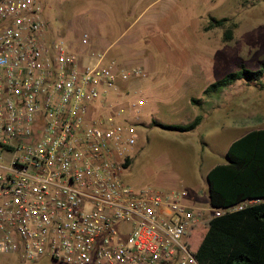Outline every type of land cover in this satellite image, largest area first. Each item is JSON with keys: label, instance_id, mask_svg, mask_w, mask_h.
I'll return each instance as SVG.
<instances>
[{"label": "built area", "instance_id": "built-area-1", "mask_svg": "<svg viewBox=\"0 0 264 264\" xmlns=\"http://www.w3.org/2000/svg\"><path fill=\"white\" fill-rule=\"evenodd\" d=\"M142 75L139 65L103 52L86 63L68 52L49 35L41 0H0V255L201 264L189 227L256 200L209 204L206 212L184 190L123 182L135 121L121 118L126 103L97 107L119 81Z\"/></svg>", "mask_w": 264, "mask_h": 264}, {"label": "rangeland", "instance_id": "rangeland-1", "mask_svg": "<svg viewBox=\"0 0 264 264\" xmlns=\"http://www.w3.org/2000/svg\"><path fill=\"white\" fill-rule=\"evenodd\" d=\"M41 2L49 35L61 38L67 51L84 63L103 50L99 46L90 48L94 36L88 30L85 18H90L95 10L106 15L97 22V36L113 39L120 31L130 32L140 25V21H132L134 9L122 10L124 3L120 0ZM176 3L180 6L176 7L174 0L170 3L175 6L169 13L176 16L170 31L157 35L166 45H182L186 49L187 58L192 59L193 82L178 85L179 72L156 51L152 37L155 32L151 31L148 35L144 33L137 45H143L147 56L156 61L154 75L160 76H156L154 82H143L134 91L110 92L105 96L104 106L97 108L108 111V105L115 101L126 103L121 118L135 121L130 162L120 169L124 183L135 188L151 185L161 190H184L187 202L210 212L205 169L213 162L224 160L226 144L233 136L249 128L264 126V71L257 82L240 78L211 94H204L202 89L225 72L236 69L239 64L255 69L264 61V0H216L212 4L210 0H176ZM159 5L154 6V12ZM209 16L227 19L220 25L204 29ZM193 24L198 26L190 30ZM182 27L187 28L184 35H180ZM157 28L153 26L159 32ZM82 37L85 38L84 43L81 42ZM141 68L143 75L140 77H150ZM189 97L196 100L190 101ZM131 101L135 102L136 109L129 107ZM214 106L216 108L211 114H206L208 125L213 118L212 126L208 128L204 127L205 122H199L187 131L162 128L152 123H149L151 126L144 125L151 118L164 123H185L198 110L203 114ZM226 126L237 129L233 134L227 133ZM204 154L209 156L201 161ZM198 243V236L191 240L195 247ZM0 264L68 263L47 258L22 262L12 255H0Z\"/></svg>", "mask_w": 264, "mask_h": 264}, {"label": "trees", "instance_id": "trees-1", "mask_svg": "<svg viewBox=\"0 0 264 264\" xmlns=\"http://www.w3.org/2000/svg\"><path fill=\"white\" fill-rule=\"evenodd\" d=\"M226 17L209 16L204 29L220 25ZM230 30L227 29V33ZM264 71V61L255 69L239 64L222 74L203 89L211 94L236 79L257 82ZM196 99L190 97V101ZM200 119L195 115L186 123L152 125L186 131ZM129 157L122 161L125 167ZM211 206H222L245 198H255L240 209L203 219L188 229L187 241L201 264H264V127L252 128L229 142L225 162L213 165L205 175ZM199 237L195 247L191 240Z\"/></svg>", "mask_w": 264, "mask_h": 264}, {"label": "crops", "instance_id": "crops-1", "mask_svg": "<svg viewBox=\"0 0 264 264\" xmlns=\"http://www.w3.org/2000/svg\"><path fill=\"white\" fill-rule=\"evenodd\" d=\"M210 1L212 4L216 0H210ZM120 2L124 3V5L122 4V10L128 11V9H130L132 11L134 9L133 12H135V14H133L132 21H134V20L140 21V25L137 29H134L133 31H130V32H128V30H125V31L122 30L113 39H107V38L99 36V34H98V36L96 35V33L98 32L97 31V22H99L100 20L105 18L106 17L105 14H103L100 10L99 11L95 10L92 13V16L90 18H85L87 28L94 36L92 43H90V48H95V47L99 46L103 49L101 51L103 53H104V50H107V53L110 50L109 56H107V57H106L107 53L105 52L104 55L106 58L114 59L119 65H124V66L140 65L141 67H143L147 71L148 75L150 76L147 78L146 77H134V78H131L127 81H119V83H118L119 91H123V90L134 91L135 89H138V87H141V84L143 82L144 83L154 82L155 81L154 78L156 76H157V78H158V76H160L159 74H156V76L154 75V71L156 68V61L154 59L151 60L150 56H147V52L144 50L143 45L142 46L137 45V42L140 41V39L143 37L142 35L144 33H146V35H148V33L151 31L155 32V34H152V37L154 38L153 44H154V48L156 49V51L161 53L163 56H165L164 57L165 61L172 63V65H174V67H176L175 70H177L179 72L177 74V75H179L177 77L178 85H179V83H183L186 81L193 82L192 76L194 75V72L192 71V69L190 67L191 66L190 63L192 62V59L187 58L188 54L185 51L186 49L184 47H182V45H178V46H175L172 44L170 46L166 45V42H164V40L161 39L160 37H158V35H157V34H161L162 32L168 33L170 31L171 25L174 22V20L176 19V16L169 13V11L174 8L175 4H176V7L179 5L176 3V0H174V2H175L174 5H170V3H172V0H169V1L168 0H120ZM156 4H160V5L158 7V10L154 12V6ZM114 9H115V7H114ZM132 21L130 23H128L124 29H126L132 23ZM154 25H156L158 27L157 30L159 32H156L153 29ZM196 26H198V25H194V24L191 25L190 30H191V28L195 29ZM186 29L187 28L182 27V33H180V35H184L186 32ZM140 35H141V37H140ZM142 43H143V41H142ZM147 43H148V39H147ZM151 84H148V86H150ZM177 87H179V86H177ZM146 97H148L147 93H146ZM189 99H190V97H189ZM189 99L187 98V100H189ZM215 108H216L215 106L209 107V109L207 111L205 110V113L203 111V114H201L198 110L197 113L194 114V116L200 115L199 122H205L204 127L208 128V127L212 126L213 118L210 119V121H209L210 124L208 125L207 124L208 120L206 119V114H208V113L211 114L212 110ZM152 119L153 118H151L148 121H145L144 125L151 126L152 124L150 123V121ZM190 120H188V121H190ZM188 121H186V122H188ZM149 123L151 125H149ZM258 127H264V126H258ZM253 128H257V127H253ZM236 129L237 128L233 127V126H229V127L226 126L225 130L227 133L233 134L236 131ZM249 129H252V128H249ZM249 129H247V130H249ZM247 130H245V131H247ZM245 131H243L239 134H236L235 136L232 137L231 140H233L234 138L243 134ZM229 142L226 144V147L229 144ZM204 144H206L205 141H204ZM222 145L224 146V144H222ZM225 150H226V148H225ZM209 154L208 155L204 154L200 158V160L201 161L206 160L207 157L209 156ZM222 162H225V151H224V160ZM222 162H213L212 164L207 166L205 169L204 175H206V172L213 165H215L217 163H222ZM206 185H207V181H206ZM207 192H208V190H207ZM207 195H208V193H207ZM208 202H209V199H208ZM41 258L50 259L46 256L41 257Z\"/></svg>", "mask_w": 264, "mask_h": 264}]
</instances>
